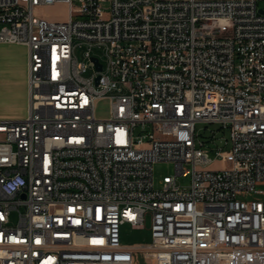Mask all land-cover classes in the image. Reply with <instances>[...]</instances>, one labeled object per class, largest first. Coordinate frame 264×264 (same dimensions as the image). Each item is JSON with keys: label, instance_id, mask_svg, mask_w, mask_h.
<instances>
[{"label": "built area", "instance_id": "built-area-1", "mask_svg": "<svg viewBox=\"0 0 264 264\" xmlns=\"http://www.w3.org/2000/svg\"><path fill=\"white\" fill-rule=\"evenodd\" d=\"M57 3L64 20L37 11ZM0 23L27 49L0 264H264V0H0Z\"/></svg>", "mask_w": 264, "mask_h": 264}, {"label": "rangeland", "instance_id": "rangeland-1", "mask_svg": "<svg viewBox=\"0 0 264 264\" xmlns=\"http://www.w3.org/2000/svg\"><path fill=\"white\" fill-rule=\"evenodd\" d=\"M73 2L74 4H76L77 0H73ZM260 5H262V3H260ZM37 11L39 14H43L55 20H64L67 17L66 6L62 3H57L52 6H41L37 9ZM1 27H2V24L0 23V29ZM85 50H86L85 46H82V45L76 46L75 55L79 61L86 63L88 61L84 55ZM92 53L98 56H101V51L97 48L92 49ZM8 54H9V59H10L14 72L19 73L22 70V67H24V60L27 58V50L22 46L14 45V46H11ZM91 73H92V70L88 68L87 71L84 72V76H88ZM20 102H21L20 96H18L16 99L13 98L11 102L7 104V108L10 111H6L5 116L1 118L12 117V113L18 110L17 106L19 107L22 106ZM26 104H27V96L25 100V106ZM102 105L103 104H101V106ZM202 127H203V124H197L196 126V129L199 132H201V134L203 132ZM208 127L210 129L214 126L209 125ZM207 132L208 131H206V133ZM220 165L221 163L218 160H213V162L211 163L212 167H219ZM172 174H174V164L172 162L160 161V162H156L153 165V180L156 186L159 185L160 180L162 179L164 175H172ZM180 181L185 182L186 179L181 178ZM149 241H150V232L148 229V222L146 223L144 228H140V229L132 228L128 224H125L121 227V243L122 244H126V245L135 244V243L144 244ZM134 264H151V262L147 259L145 260L139 257L137 261L136 260L134 261Z\"/></svg>", "mask_w": 264, "mask_h": 264}, {"label": "crops", "instance_id": "crops-1", "mask_svg": "<svg viewBox=\"0 0 264 264\" xmlns=\"http://www.w3.org/2000/svg\"><path fill=\"white\" fill-rule=\"evenodd\" d=\"M14 45L22 46L26 49V47L21 44L0 42V118L5 116L6 111H10L7 108V104L18 96H20V104H22V106H17L18 110L13 112L10 118L22 117L26 113L27 58L24 60V67H22V70L19 73H15L8 54L11 46ZM139 257L141 256L137 255L135 260L137 261Z\"/></svg>", "mask_w": 264, "mask_h": 264}, {"label": "water", "instance_id": "water-1", "mask_svg": "<svg viewBox=\"0 0 264 264\" xmlns=\"http://www.w3.org/2000/svg\"><path fill=\"white\" fill-rule=\"evenodd\" d=\"M91 59L95 62L96 68L98 70H100L101 69V63L97 61L96 57H92Z\"/></svg>", "mask_w": 264, "mask_h": 264}]
</instances>
